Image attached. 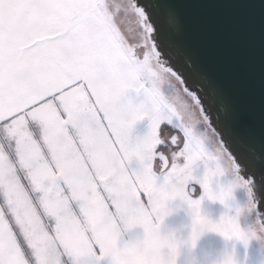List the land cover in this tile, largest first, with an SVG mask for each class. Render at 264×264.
I'll return each mask as SVG.
<instances>
[{"label":"snow or ice","instance_id":"6c2138e0","mask_svg":"<svg viewBox=\"0 0 264 264\" xmlns=\"http://www.w3.org/2000/svg\"><path fill=\"white\" fill-rule=\"evenodd\" d=\"M246 3L264 16V0ZM183 4L0 0V264H161L170 200L191 210L193 237L264 232V79L243 125L183 42ZM236 188L248 203L235 216L201 214ZM245 211L255 230L241 229Z\"/></svg>","mask_w":264,"mask_h":264},{"label":"water","instance_id":"95a60500","mask_svg":"<svg viewBox=\"0 0 264 264\" xmlns=\"http://www.w3.org/2000/svg\"><path fill=\"white\" fill-rule=\"evenodd\" d=\"M181 12L183 42L234 105L241 123L251 125L264 79V16L246 0H184ZM257 195L264 213V190Z\"/></svg>","mask_w":264,"mask_h":264},{"label":"rangeland","instance_id":"374dc122","mask_svg":"<svg viewBox=\"0 0 264 264\" xmlns=\"http://www.w3.org/2000/svg\"><path fill=\"white\" fill-rule=\"evenodd\" d=\"M146 130L147 121L138 122L134 127L133 135H143ZM202 172L203 168L201 166V169L198 170L196 174L200 175ZM231 182L232 176L226 174L218 178L217 184L214 185V187H216L217 191H219L220 188L226 189ZM196 188L197 192L193 195H197L196 198H199V195L202 194V189H199V186H196ZM178 203L179 201L174 202V206ZM247 203V192L243 188H236L232 193V199L227 201V207L220 204L218 201L213 202L204 199L201 205V211L202 214L206 215L213 222H218L225 214L235 216L236 210L238 208H245ZM238 222L241 229L244 231L250 229L255 230L257 218L255 213L245 211L238 217ZM184 223H187V218L185 212L181 210L165 220L164 224L161 226L162 231L168 232L177 229ZM183 234L187 235V232L185 231ZM142 237L143 229L137 227L130 232L123 233L118 244L123 246L125 243L133 242ZM198 250L201 264H222L225 255L231 256L233 264H264V233L257 231L256 238L251 239L247 245L234 240H226L216 233H208L201 237V240L198 242ZM104 264H108V262L105 261ZM178 264H188V258L182 255Z\"/></svg>","mask_w":264,"mask_h":264},{"label":"clouds","instance_id":"9594fccd","mask_svg":"<svg viewBox=\"0 0 264 264\" xmlns=\"http://www.w3.org/2000/svg\"><path fill=\"white\" fill-rule=\"evenodd\" d=\"M176 201L179 200L168 201L163 209V219L161 222H159L158 235L161 238L166 239L167 244L164 248L157 249L155 251V255L161 261V264H178V261L181 259L182 255L188 258V264H201L199 258L198 242L201 240V237L212 232L201 230L197 236L193 237L192 212L182 201H179V203L175 204L174 206V202ZM181 210L185 212L187 223H184L179 228L170 230L168 232L162 231L161 226L164 224L165 220L168 217L172 216L174 213ZM202 215L206 216L204 214ZM185 231L187 232V235L183 234ZM231 240L241 242L237 239ZM229 257L231 258V256L225 255L223 257L222 264L224 260Z\"/></svg>","mask_w":264,"mask_h":264}]
</instances>
